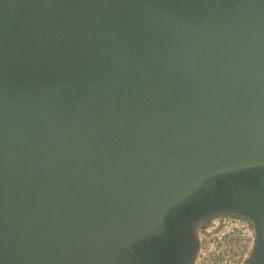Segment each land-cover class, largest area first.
Masks as SVG:
<instances>
[{
    "label": "water",
    "instance_id": "95a60500",
    "mask_svg": "<svg viewBox=\"0 0 264 264\" xmlns=\"http://www.w3.org/2000/svg\"><path fill=\"white\" fill-rule=\"evenodd\" d=\"M263 164L264 0H0V264H123Z\"/></svg>",
    "mask_w": 264,
    "mask_h": 264
},
{
    "label": "flooded vegetation",
    "instance_id": "af4514ba",
    "mask_svg": "<svg viewBox=\"0 0 264 264\" xmlns=\"http://www.w3.org/2000/svg\"><path fill=\"white\" fill-rule=\"evenodd\" d=\"M123 264H264V164L207 178Z\"/></svg>",
    "mask_w": 264,
    "mask_h": 264
}]
</instances>
